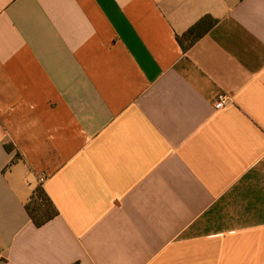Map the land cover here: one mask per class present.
<instances>
[{"label": "crops", "instance_id": "0c3cea01", "mask_svg": "<svg viewBox=\"0 0 264 264\" xmlns=\"http://www.w3.org/2000/svg\"><path fill=\"white\" fill-rule=\"evenodd\" d=\"M0 264H264V0H0Z\"/></svg>", "mask_w": 264, "mask_h": 264}, {"label": "trees", "instance_id": "16d2710c", "mask_svg": "<svg viewBox=\"0 0 264 264\" xmlns=\"http://www.w3.org/2000/svg\"><path fill=\"white\" fill-rule=\"evenodd\" d=\"M216 20L205 17L185 34L178 36V41L184 51L189 50L216 24ZM26 210L37 227H41L58 215V210L49 198L46 190L39 185L32 193Z\"/></svg>", "mask_w": 264, "mask_h": 264}, {"label": "built area", "instance_id": "2783aa9c", "mask_svg": "<svg viewBox=\"0 0 264 264\" xmlns=\"http://www.w3.org/2000/svg\"><path fill=\"white\" fill-rule=\"evenodd\" d=\"M231 99L226 94H220L217 96L215 101V109L216 110H223L226 109L230 105ZM44 178L40 179V183L44 182Z\"/></svg>", "mask_w": 264, "mask_h": 264}]
</instances>
